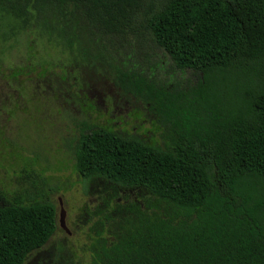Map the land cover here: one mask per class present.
I'll use <instances>...</instances> for the list:
<instances>
[{
	"label": "trees",
	"instance_id": "16d2710c",
	"mask_svg": "<svg viewBox=\"0 0 264 264\" xmlns=\"http://www.w3.org/2000/svg\"><path fill=\"white\" fill-rule=\"evenodd\" d=\"M0 21L82 57L134 45L143 67L115 68V83L164 129L150 144L77 124L68 148L82 181L143 188L183 214L137 221L63 264H264V0H0ZM144 43L168 60L161 80ZM28 182L1 197L0 264H23L56 230L43 179Z\"/></svg>",
	"mask_w": 264,
	"mask_h": 264
},
{
	"label": "rangeland",
	"instance_id": "374dc122",
	"mask_svg": "<svg viewBox=\"0 0 264 264\" xmlns=\"http://www.w3.org/2000/svg\"><path fill=\"white\" fill-rule=\"evenodd\" d=\"M7 19L3 25L9 24ZM3 25L0 21V203L1 197L18 194L37 175L56 210L55 232L23 264H52L54 257L59 264L85 263L96 241H112L137 221L180 219L181 209L143 188H125L101 178L82 181L72 170L68 143L79 122L160 143L164 129L148 105L115 83V68L142 66L135 46L127 56L117 45L99 51L93 46L90 55L82 57L46 43L33 26L11 37ZM146 45L148 63L155 61L149 76L161 80L168 60ZM175 76L184 82L187 75ZM60 208L68 234L58 227Z\"/></svg>",
	"mask_w": 264,
	"mask_h": 264
},
{
	"label": "water",
	"instance_id": "95a60500",
	"mask_svg": "<svg viewBox=\"0 0 264 264\" xmlns=\"http://www.w3.org/2000/svg\"><path fill=\"white\" fill-rule=\"evenodd\" d=\"M59 206H60V203H59ZM57 223H58V227L61 230H63L66 234H68V231H67V229L65 228V225H64V212H63V210L61 208L59 209Z\"/></svg>",
	"mask_w": 264,
	"mask_h": 264
}]
</instances>
